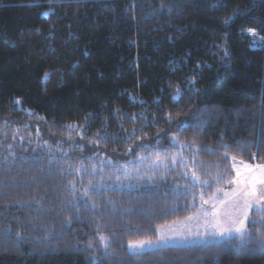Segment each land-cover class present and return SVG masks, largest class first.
Segmentation results:
<instances>
[{
    "label": "trees",
    "instance_id": "16d2710c",
    "mask_svg": "<svg viewBox=\"0 0 264 264\" xmlns=\"http://www.w3.org/2000/svg\"><path fill=\"white\" fill-rule=\"evenodd\" d=\"M249 29L264 41V0H0V264H264L261 212L244 242L127 249L224 187L231 157L264 163Z\"/></svg>",
    "mask_w": 264,
    "mask_h": 264
},
{
    "label": "rangeland",
    "instance_id": "374dc122",
    "mask_svg": "<svg viewBox=\"0 0 264 264\" xmlns=\"http://www.w3.org/2000/svg\"><path fill=\"white\" fill-rule=\"evenodd\" d=\"M246 33L253 40L254 45L263 44V39L258 36L257 33L255 36H253L249 32V30H247ZM236 161H242L243 163L249 164L253 167L254 170L257 166L264 165L263 162L256 160L255 157H252L251 162H245L239 158H236ZM165 162L166 159H164V157L162 156H146L141 157L136 166L138 167L137 170L144 168L160 169L161 167H163V164H165ZM233 162V157H231L230 167L233 171L232 179L224 187L220 188L214 193L208 196H203V199H200V207L194 213L181 220L159 226L157 228V238L154 240H136L148 241V243H146L142 249L132 250L129 248L128 243V251L131 253H142L161 247L194 246L198 244H207L226 240L225 238L219 236L208 235V232H214L215 229L211 227V223H209V225L206 227L205 221L207 220L211 222L213 220V211L218 209L221 213V223L230 224V221L228 220L227 216L224 215V213L231 208L232 200L230 199V197L232 196L234 189L237 188V185L232 183V181L236 179V173L233 170ZM134 167V165L124 166L122 173L123 176L126 177L127 175L132 174V168ZM205 201H208V203H205ZM257 207L259 208V211L255 210ZM263 211L264 202L260 203L258 206L254 205V209L250 210L249 212V220L246 221V227L253 213ZM206 213L207 215H205ZM161 236L165 237L163 242L159 239ZM233 237H235V235H233Z\"/></svg>",
    "mask_w": 264,
    "mask_h": 264
},
{
    "label": "snow or ice",
    "instance_id": "6c2138e0",
    "mask_svg": "<svg viewBox=\"0 0 264 264\" xmlns=\"http://www.w3.org/2000/svg\"><path fill=\"white\" fill-rule=\"evenodd\" d=\"M249 32L253 36L256 35L253 29H249ZM233 161L236 179L232 183L236 184L237 188L234 189L230 197L232 200L231 208L224 213L230 224L221 223V213L217 209L212 213L213 220L211 222L206 220L205 226L207 227L211 223V227L215 229L214 232H208V235L219 236L225 239H231L235 235V238L244 242L249 235L246 227V221L249 220V212L254 209V205L258 206L264 202V165H259L254 170L249 164L242 161L237 162L235 157H233ZM193 176L195 179H199L195 176V173H193ZM205 203H208V201H205ZM255 210L259 211V208L257 207ZM260 214L264 215V212ZM159 239L163 242L165 237L161 236ZM146 243L148 241H130L128 246L132 250H139Z\"/></svg>",
    "mask_w": 264,
    "mask_h": 264
}]
</instances>
